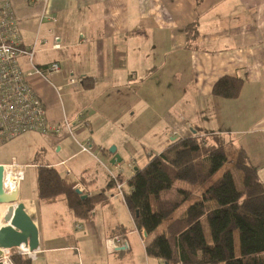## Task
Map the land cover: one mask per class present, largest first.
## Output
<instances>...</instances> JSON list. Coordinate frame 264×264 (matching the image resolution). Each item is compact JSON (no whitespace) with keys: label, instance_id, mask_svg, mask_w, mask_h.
I'll return each mask as SVG.
<instances>
[{"label":"crops","instance_id":"crops-1","mask_svg":"<svg viewBox=\"0 0 264 264\" xmlns=\"http://www.w3.org/2000/svg\"><path fill=\"white\" fill-rule=\"evenodd\" d=\"M11 2L22 47L32 46L37 36L44 40L33 65L44 72L53 62L60 65L58 71L32 73L27 79L48 120L61 127L59 133L30 131L10 140L11 158L37 169L53 166L90 196L108 186L111 169L127 196L135 171L171 141L215 133L246 151L264 183V0ZM192 22L200 31L197 49L186 47L185 26ZM55 37L60 38L58 46ZM18 62L22 70L32 71L28 56L20 55ZM224 75L244 79L238 97L213 94ZM71 77L78 81L71 83ZM78 115L81 122H73L72 131L64 126L65 118L74 121ZM79 142L99 146L96 156L82 152ZM111 146L116 147L113 153ZM172 189L177 192L174 186L162 191L161 198L168 200ZM110 190L108 201L95 208L100 213L105 204H113V197L121 198L131 221L127 225L124 215L111 233L105 231L108 238H127L117 250L101 248L93 238L98 214L96 222L94 212L85 221L76 217L67 196L41 198L37 174L35 194L24 191L21 182L19 200L38 227L39 248L32 257L23 249L14 253L35 259L34 264H181L147 254L145 245L154 233L138 228L126 200L115 186ZM6 206L0 205V227ZM64 211L78 220L81 228L76 223V230H85L75 241L77 248L53 246L55 236H66L64 229L53 235ZM135 235L142 248L131 241ZM87 236L92 239L82 243Z\"/></svg>","mask_w":264,"mask_h":264},{"label":"trees","instance_id":"trees-1","mask_svg":"<svg viewBox=\"0 0 264 264\" xmlns=\"http://www.w3.org/2000/svg\"><path fill=\"white\" fill-rule=\"evenodd\" d=\"M185 32L186 47L197 49V24H187ZM243 85V78L224 75L215 83L213 94L236 98ZM77 183L53 166L37 169L38 195L44 199L67 196L76 217L88 221L95 207L108 201L113 183L84 199L76 192ZM128 183L132 190L126 204L137 227L151 235L163 226L146 243L148 255L168 263L264 264V183L246 151L232 147L222 135L191 134L171 141L138 168ZM174 186L181 198L162 199V191ZM10 259L14 264L32 262L17 253Z\"/></svg>","mask_w":264,"mask_h":264},{"label":"built area","instance_id":"built-area-1","mask_svg":"<svg viewBox=\"0 0 264 264\" xmlns=\"http://www.w3.org/2000/svg\"><path fill=\"white\" fill-rule=\"evenodd\" d=\"M55 39L56 46H58L60 38L55 37ZM42 41H44L42 37L37 36L32 46L28 48L22 47L12 2L11 0H0V142H8L30 131L41 133H59L61 131L59 124L48 120L42 99L34 92L27 79L32 73L46 76L45 72L53 73L60 69L58 62L48 65L45 72L40 67L33 65L34 52ZM20 55L29 57L32 71L26 72L22 70L18 62ZM77 81L76 77H71L70 79L71 83ZM73 122H81L80 115L74 121L65 118L64 126L71 130ZM82 125L88 126V122L82 121ZM79 146L82 152H88L95 156V151L99 148V146L96 147L89 142H79ZM2 164L5 167L6 187L9 190L19 189L21 182L25 178L27 165L18 162L16 157L5 160ZM109 172L111 180L116 182L117 175L111 169ZM116 187L119 193L123 194L122 185L117 182ZM76 188L80 190L81 194L90 195L86 193L85 187L81 184L76 185ZM77 226L81 228L79 223ZM107 242L109 250H117L124 245L119 235L109 237ZM121 242L122 244L120 245ZM20 249H23L24 254L27 253L31 257L35 253V251L31 253L24 248Z\"/></svg>","mask_w":264,"mask_h":264},{"label":"rangeland","instance_id":"rangeland-1","mask_svg":"<svg viewBox=\"0 0 264 264\" xmlns=\"http://www.w3.org/2000/svg\"><path fill=\"white\" fill-rule=\"evenodd\" d=\"M13 149H14L13 141L0 142V160L1 159L10 160L11 157L9 156V154L12 152ZM36 174H37V168L36 167H34V166H28L27 167V170L25 172V178L22 181V184H23L24 191H26L29 194H31L32 191H33L34 194L36 193ZM115 174L118 175L117 173H115ZM126 175H127V173L123 174L124 177H126ZM111 181L113 183V187L115 186V188H116V190H115L116 193L119 196L123 197L122 199L126 200V194H125L124 189H123V184H121L118 181V178H117L116 182L113 181V180H111ZM117 182L122 185L123 194L119 193V191H118V189L116 187L117 186ZM75 189H77V188H75ZM112 190H113V188L110 190V194L113 192ZM88 196H90V195H88ZM167 197L170 200H172V199L173 200H177V199L181 198V196L173 189L168 192ZM113 198L115 200L113 202V204H110V203L105 204L104 205V209H103L102 212L99 213V211H98L99 207L97 209L95 208L93 210L94 215H93L92 218L93 219L95 218V222H96V217H97V214H98V225H97V231L98 232H97V234L93 235V238H95V240L97 241L98 246L101 247V248L102 247L103 248H109L108 242L106 240L108 238L107 236L109 234L106 235L105 231L106 230L108 231L111 227L115 229L117 227L116 226L117 223L122 221L121 219L123 218L124 215L127 216V225H129V226L131 225V221L130 222L128 221L129 213L127 212V209H126L127 207H126L125 203H123L120 200L121 198H118V197H113ZM190 202L191 201H189V200L183 202V204L180 206V208L177 211V213H179L182 209H184ZM177 213H176V215H177ZM77 221L78 220L71 213H70V215L68 217V214L66 213V211L63 212V215L61 216L60 221L57 222V226L53 228V231H55V233H53V235L58 233V231L64 229L65 234H66V236L64 237L65 240L62 237L55 236L56 239H57V242L53 243L54 247H56V248H77V246L75 244L76 243L75 242L76 239H78L81 235H85V230L84 229L83 230H76L75 229L76 223H78ZM204 222H206V221L204 220ZM49 224L52 227V226H54L55 222L54 221H50ZM162 230H163V226H160L154 232V234L151 235L150 237L160 233ZM206 230H207V226H206ZM111 231L112 230H109V233H111ZM116 235H119V234H115L113 236H116ZM119 236H121L123 244H124V241L127 238L124 236V234L119 235ZM129 238H131V236H129ZM66 239H68L69 241L67 242ZM91 239L92 238L90 236H87L83 240H81V242L84 243L86 241V242L89 243V241ZM131 241L134 243L136 248H138V247L142 248L143 247L142 244L140 243V240H139L137 235H135L133 238H131ZM120 245H121V243H120ZM236 246H237V248H236L237 249V253L239 254V250H240L239 249V238H237V240H236ZM83 248H87V247H83ZM17 250H18L17 248L11 249L8 253H6V254H1L0 253V255H2L3 257L5 255L6 256H11ZM2 252H3V249H2ZM34 260H33V262H31V264H34ZM11 262L13 263L12 259H11Z\"/></svg>","mask_w":264,"mask_h":264},{"label":"water","instance_id":"water-1","mask_svg":"<svg viewBox=\"0 0 264 264\" xmlns=\"http://www.w3.org/2000/svg\"><path fill=\"white\" fill-rule=\"evenodd\" d=\"M116 147L111 146L113 153ZM116 162V161H115ZM76 192L84 199L88 195L81 194L79 189ZM0 205H7L4 212V225L0 227V249L8 248L20 252L22 244H25L29 252L39 248V230L26 206L19 200V190H9L5 184V167L0 163ZM0 253L3 254L2 250ZM0 264H4L0 261Z\"/></svg>","mask_w":264,"mask_h":264},{"label":"bare ground","instance_id":"bare-ground-1","mask_svg":"<svg viewBox=\"0 0 264 264\" xmlns=\"http://www.w3.org/2000/svg\"><path fill=\"white\" fill-rule=\"evenodd\" d=\"M7 189H9V188H7ZM3 225H4V218H3ZM21 248H24L25 250H28V249H26V248H28V247H27L25 244H22V245H21ZM10 250H11V249L4 248V249H3V254L8 253ZM1 261H3L4 264H12L11 259H10V256H6V255H5V256L2 258Z\"/></svg>","mask_w":264,"mask_h":264}]
</instances>
